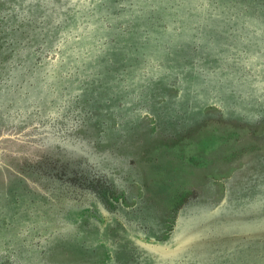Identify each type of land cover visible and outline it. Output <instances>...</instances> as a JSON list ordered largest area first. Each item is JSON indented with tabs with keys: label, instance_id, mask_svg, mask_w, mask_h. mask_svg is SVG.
<instances>
[{
	"label": "rangeland",
	"instance_id": "obj_1",
	"mask_svg": "<svg viewBox=\"0 0 264 264\" xmlns=\"http://www.w3.org/2000/svg\"><path fill=\"white\" fill-rule=\"evenodd\" d=\"M0 264H264V0H0Z\"/></svg>",
	"mask_w": 264,
	"mask_h": 264
}]
</instances>
